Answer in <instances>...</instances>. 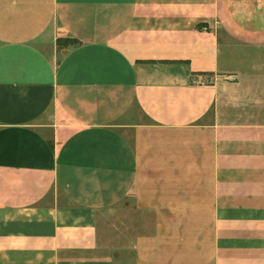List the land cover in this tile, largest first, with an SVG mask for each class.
<instances>
[{
    "label": "crops",
    "instance_id": "crops-1",
    "mask_svg": "<svg viewBox=\"0 0 264 264\" xmlns=\"http://www.w3.org/2000/svg\"><path fill=\"white\" fill-rule=\"evenodd\" d=\"M264 0H0V264H264Z\"/></svg>",
    "mask_w": 264,
    "mask_h": 264
},
{
    "label": "rangeland",
    "instance_id": "rangeland-1",
    "mask_svg": "<svg viewBox=\"0 0 264 264\" xmlns=\"http://www.w3.org/2000/svg\"><path fill=\"white\" fill-rule=\"evenodd\" d=\"M249 54L253 57L255 56H260V57H264V49H261L259 52H255V51H250Z\"/></svg>",
    "mask_w": 264,
    "mask_h": 264
}]
</instances>
